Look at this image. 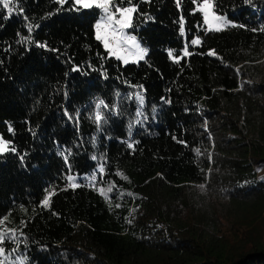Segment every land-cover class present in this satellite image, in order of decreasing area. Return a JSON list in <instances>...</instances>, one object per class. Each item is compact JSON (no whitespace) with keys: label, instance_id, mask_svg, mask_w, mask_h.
Returning <instances> with one entry per match:
<instances>
[{"label":"trees","instance_id":"1","mask_svg":"<svg viewBox=\"0 0 264 264\" xmlns=\"http://www.w3.org/2000/svg\"><path fill=\"white\" fill-rule=\"evenodd\" d=\"M209 2L231 22L219 32L203 0H115L137 8L128 33L147 50L123 64L96 39L99 9L13 0L5 19L0 0V136L17 149L0 154V232L21 240L14 254L3 245L12 258L264 264V0ZM95 98L115 112L99 126L103 172L85 117Z\"/></svg>","mask_w":264,"mask_h":264},{"label":"snow or ice","instance_id":"2","mask_svg":"<svg viewBox=\"0 0 264 264\" xmlns=\"http://www.w3.org/2000/svg\"><path fill=\"white\" fill-rule=\"evenodd\" d=\"M68 0H58V3L61 5H64ZM71 2L76 5V10L79 11L81 9H92L95 7L96 9H102L104 14V19L102 22H98L95 25L96 28V39L102 40L104 43L105 49L108 50V54L110 56H115L119 60H123L124 63H129V60L125 59L124 56L120 55L118 51L114 47H110V38L115 40L117 43L123 42L124 44L130 46L131 50H134V53L138 60L144 59V56L147 52L146 49H143L140 47L139 43L137 42V38L135 36H126L124 34L125 29H128L132 26V19H133V13L137 12V8L135 6H129V7H113V4L115 0H71ZM124 3L131 4V0H123ZM246 3H251V0H246ZM3 8H6L8 10L9 16L4 17L5 19L10 18V16L13 14L14 6H13V0H3ZM199 11L203 12L204 14V23L208 25L209 30L214 31H221L223 28L229 26L231 24L230 21H228L224 16L216 15L213 10V5L209 2V0H203L202 5L199 8ZM211 16V19H210ZM213 21H215V24H213ZM118 26V27H117ZM233 27L239 26L244 27L243 25H231ZM28 31H32V26H28ZM180 32L183 34L184 32V26L183 23L180 25ZM201 43L200 39H193L191 41L192 45H199ZM40 47H44V45H40ZM185 56L189 55L187 51L184 53ZM207 55L214 56V52H208ZM169 56H173L172 52H169ZM175 59V57H174ZM176 62H179L176 60ZM136 100L139 101L141 105L144 104V97L142 95L137 94L135 97ZM103 104V101L100 102V104L96 105L97 108H100V106ZM155 111V109H153ZM95 121L97 123V126L99 127L100 124L103 122V117L99 112L95 115ZM11 131V129H9ZM127 147L129 149L134 148L133 143H128ZM17 149L15 147H11L10 143L8 141L3 140L2 137H0V154H4L7 152H13L15 153ZM71 156V153L64 154V161L67 164L69 161V157ZM23 159V158H22ZM93 160L96 159V157H92ZM104 171V166L100 165V172ZM93 182L96 179L95 174L91 177ZM75 180V177L68 176L67 181L70 183V186L72 187H80L79 184L72 183ZM102 194H104L105 190H100ZM113 188L109 187L107 189V192H112ZM54 193L49 191L47 195H45L44 199L40 201V204L44 208L49 207L50 199ZM130 195V194H129ZM119 207V205H117ZM129 223H131V220H129ZM7 242H12L16 245V248L12 250L11 254H14L20 247L21 240L17 236V233L15 231H11L9 233L0 232V256H4L5 254V247L3 246ZM27 257H15L10 264H25V260ZM9 257L5 256L4 261H0V264H6L8 262Z\"/></svg>","mask_w":264,"mask_h":264},{"label":"rangeland","instance_id":"3","mask_svg":"<svg viewBox=\"0 0 264 264\" xmlns=\"http://www.w3.org/2000/svg\"><path fill=\"white\" fill-rule=\"evenodd\" d=\"M130 6H132V5H130ZM113 7H118V6H116V5L114 6L113 5ZM126 7H129V6H126ZM93 8H95V7H93ZM99 11H100V17L98 19V22H102L103 19H104V14H103L102 9H99ZM203 16H204V14H203ZM210 19H211V16H210ZM213 24H215V21H213ZM206 26H207V28H209L208 25H206ZM128 29L123 30L124 31V34L126 36H134V35L128 33ZM112 40L113 39L110 38V47H114L118 51V53L120 55L124 56L125 59L129 60V63L141 61V60H138L137 59V57H136V55L134 53V50H131L130 49V46L124 44L123 42L117 43L116 41H115V44L114 45H111V41ZM137 42L139 43L140 47L143 48L142 45H141V43H140V41L138 39H137ZM102 43H103V41H102ZM120 61L123 64H126V63H124L123 60H120ZM100 102H101V100H99L97 98L93 99L91 101L90 108H88L86 110V112H85V117H86V120L91 123V126L93 128V133L88 137L89 138V145L92 148L93 155L96 157L95 160L97 162H99L100 165H101V163L103 161V152H102V149L100 148V140H101L100 130H99V127L97 126V123L95 121V115H96L97 112H99L101 114V116L103 117V121H105V120H107L109 118V116L115 115V112L110 111L104 104H102L100 106V108H97L96 105L100 104ZM100 165H98L97 169H100ZM259 174L262 175V178L264 179V170L260 171ZM82 178H84V179L85 178H89L90 179L91 176L90 175H86V176H83V177H80V178H77V179L75 178V180L73 181V183H75V184L79 183ZM92 184L93 183L91 182V185ZM263 224H262L261 230L264 232V226H263ZM5 256H8L9 257V260H8V262H6V264H10V262L14 259L9 254H7L5 252L4 256H0V261H4V257Z\"/></svg>","mask_w":264,"mask_h":264},{"label":"built area","instance_id":"4","mask_svg":"<svg viewBox=\"0 0 264 264\" xmlns=\"http://www.w3.org/2000/svg\"><path fill=\"white\" fill-rule=\"evenodd\" d=\"M114 44H115V40H112V41H111V45H114Z\"/></svg>","mask_w":264,"mask_h":264}]
</instances>
